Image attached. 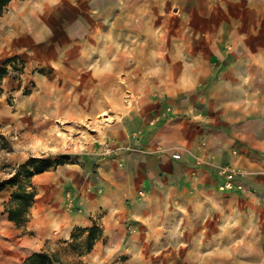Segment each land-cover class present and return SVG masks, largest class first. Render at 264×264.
<instances>
[{
	"label": "rangeland",
	"instance_id": "374dc122",
	"mask_svg": "<svg viewBox=\"0 0 264 264\" xmlns=\"http://www.w3.org/2000/svg\"><path fill=\"white\" fill-rule=\"evenodd\" d=\"M256 11L255 0H123L112 16L116 19L105 23L106 31L115 35L116 46L114 55L107 58L104 54L107 59L100 62L106 69L101 67L103 70L99 72L104 74L103 78L90 69L77 77L65 70H57L54 75L53 69L39 68L36 62L34 70L26 71L31 62L20 57L19 70L13 75L18 87L8 93L4 104L8 112L3 116L9 118L0 122V183L20 171L22 175L15 189L35 194V205L32 210L26 209L25 214L34 212V220L29 230L15 234L0 219V231L8 232L0 233V258H4L5 252H13L17 243L25 248V243L35 241L39 247L50 250L72 240L73 236L68 238L67 232L58 238L59 242L47 238L50 230L65 231L64 221L70 220V213L79 212L75 207L78 198L69 206L68 195L73 199L76 196L67 181L73 176L80 178L81 183L87 179L90 193L102 195L101 180L112 177V166L98 164L91 172L92 164L86 165L84 160L93 156L112 161L132 148L130 144L134 145L144 130L133 118L135 113L152 115L153 122L165 112L161 113V108L173 99L194 102L206 109L204 115H213L218 120L245 118L260 112L264 108V60L251 54L245 56L247 49L256 53V45L264 40L260 29L263 22ZM107 61L116 65L114 72L107 69ZM16 112L17 116L12 115ZM102 112L112 122L107 126L94 123L99 125L96 128L93 122H98ZM56 137L67 141L62 143ZM33 167H38L39 172L29 177ZM86 171L91 173L88 175ZM189 199L190 223L178 222L181 207L175 205L168 207V214L173 215L169 216L172 221L168 225L178 229L180 224L185 230V226H191L194 237L184 239V244L198 248L194 251L200 255L193 254L196 261L198 257L199 261L203 258L207 261L213 255L209 261L215 264H264V211L260 207L249 206L247 218H240L237 206L230 223L225 221L229 210L218 198L204 197L202 206L194 196ZM211 201H216L217 222L207 221L213 207ZM12 205L16 207L13 202ZM211 231L212 237L207 238ZM168 240V246L182 244L181 238ZM84 244L88 246L90 242ZM210 245L215 248L231 245L238 251L208 253L206 248ZM127 259L122 255L117 262L123 264Z\"/></svg>",
	"mask_w": 264,
	"mask_h": 264
},
{
	"label": "crops",
	"instance_id": "0c3cea01",
	"mask_svg": "<svg viewBox=\"0 0 264 264\" xmlns=\"http://www.w3.org/2000/svg\"><path fill=\"white\" fill-rule=\"evenodd\" d=\"M42 1L12 0L0 16V67L16 56L27 57L31 64L28 62L26 71L34 70L33 63L36 62L39 68L53 69L54 75L57 70H65L75 73L74 76L77 77L89 69L91 72L96 67L100 69V62L106 59L104 54L107 53V58L114 55L115 35L106 31L105 23L116 19L112 16L117 13L123 0H45L41 3ZM255 5L263 22L260 29L264 39V0H255ZM20 10L23 11L22 14L26 12L24 17ZM20 24L24 25L19 27ZM104 44H107L106 47ZM256 48V53L247 49L245 56L253 54L252 56L264 60V40L262 43L258 42ZM84 50L86 53H83ZM89 62L95 65L90 66ZM7 68L8 73L0 80L1 123L9 118L3 116L8 112L4 107L7 95L18 87L14 80L16 77H13L16 71L9 64ZM115 68L116 65L112 63L107 67L111 72ZM101 70L97 73L102 72ZM97 76L103 78L104 74L99 73ZM194 100L200 102L201 99ZM204 110L206 109L201 106H195L194 102L189 104L186 100L173 99L161 108V113L165 112L158 124L155 123L156 120L151 121L152 115L135 113L133 118L144 130L140 132L135 144H130L132 148L112 161H103L93 156L84 160L86 165L92 164L91 172L98 164L112 166V177H103L106 180H101L103 194L99 196L90 193L87 179L81 183L80 178L74 179L73 176L67 181L75 192L73 200L78 198L77 203L73 201V204L79 208V212L70 213V220L64 221L65 231L54 233L50 230L47 238L59 242L58 238L64 237V232H67L68 238L73 236L72 240L50 250L39 247L35 241L25 243V248L17 243L13 252L3 254L0 264H16L20 257L22 259L17 264H25L36 253L48 254L55 259V264H120L117 261L122 255L128 258L123 264H215L209 261L213 255L207 261L205 258L201 261L199 257L198 261L193 258L198 248L185 245L184 239L193 238L195 233L190 232L191 226H185L186 230L180 224L178 229L169 228L168 222L172 221L169 216L173 215L168 214V207H181L177 216L181 224L191 221L188 212L191 196L198 199L199 206L203 205L201 201L204 197L218 198L217 201L223 202L224 208L229 210L225 221L230 223L237 206L242 214L240 218H247L249 206H258L260 211H264V108L245 118L227 120H218L206 113L204 115ZM190 114L194 116L191 117ZM12 115L17 116L18 112ZM120 161L122 164H119ZM119 165L122 167H118ZM224 170L235 172L233 189H220L227 182ZM86 172L88 175L91 173ZM108 180L111 182H106ZM1 185L2 182L0 189ZM14 190L16 189L10 186L0 190V219L8 223L16 234L22 233L24 229L29 230L34 212L33 215H25L23 211L24 215L13 218L11 209ZM215 203L216 201H211L213 207L208 222L219 220L215 216ZM72 205L69 203V206ZM201 220L203 219H199ZM0 233L8 234L7 229ZM198 234L199 237L202 236V231ZM212 235L211 231L207 238ZM176 237L181 238L182 244L168 246V239ZM77 238L79 239L75 243L74 239ZM87 240L90 242L88 246L84 244ZM5 245L10 246L8 243ZM210 246L206 249L213 254L238 251L233 250L231 245L218 248ZM170 248L171 251L168 252ZM197 254L200 255V252ZM171 258L173 262L170 261Z\"/></svg>",
	"mask_w": 264,
	"mask_h": 264
},
{
	"label": "trees",
	"instance_id": "16d2710c",
	"mask_svg": "<svg viewBox=\"0 0 264 264\" xmlns=\"http://www.w3.org/2000/svg\"><path fill=\"white\" fill-rule=\"evenodd\" d=\"M12 0H0V16H2L7 8V6L9 5V3ZM22 61V59L18 56L7 60L4 63L3 67H0V80L8 73L7 71V65H11L12 69L14 71H18L19 67H20V62ZM46 162V161H45ZM49 166L51 165V162L47 161L46 162ZM38 171V167L33 170L29 171L28 175L30 177V174H37ZM21 173L20 171L15 173V175L13 177H11L10 179H8L7 181H5L3 183V185H1V189H3L5 186H10L12 188H15V186H17V183L19 181V178L21 177ZM0 189V190H1ZM13 197V203L16 204V207H13V209H11V213L13 214V218L16 215H24L23 211L26 213V209L29 210L30 207L34 204V199H35V194L29 191H22V190H18L16 189L15 192L12 194ZM55 259H52L48 254L45 253H36L33 256H31L30 258H28V260L26 261L25 264H55Z\"/></svg>",
	"mask_w": 264,
	"mask_h": 264
},
{
	"label": "bare ground",
	"instance_id": "6f19581e",
	"mask_svg": "<svg viewBox=\"0 0 264 264\" xmlns=\"http://www.w3.org/2000/svg\"><path fill=\"white\" fill-rule=\"evenodd\" d=\"M29 1H30V0H29ZM43 1H45V0H43ZM43 1H42L41 3H43ZM56 1H57V0H56ZM34 2H35V1H34ZM59 3H60V2H59ZM37 4H38V2H37ZM29 5H30V4H29ZM38 5H40V4H38ZM40 6H41V5H40ZM53 6H54V5H53ZM29 7H30V6H28V8H29ZM41 7H42V6H41ZM33 8H34V7L32 6L31 9H33ZM24 9H25V8H24ZM21 10H23V8H22ZM21 10H20V11H21ZM24 11H25V10H24ZM22 12H23V11H21V14H22ZM19 13H20V12H19ZM25 13H26V12H24L23 14L25 15ZM42 13H43V11H42ZM16 14H18V11H17ZM23 14H22V16H23ZM153 15H155V14H153ZM22 16H21V17H22ZM16 17H17V15H16ZM21 17H19V18L21 19ZM23 17H24V16H23ZM23 17H22V18H23ZM17 18H18V17H17ZM96 18H97V17H96ZM155 18H156V17H155ZM15 20H16V19H15ZM17 20H18V19H17ZM149 20H150V19H149ZM150 21H151V20H150ZM152 21H153V20H152ZM14 22H15V21H14ZM27 23H28V22H27ZM147 23H148V22H147ZM28 24H29V23H28ZM20 25H21V26H19V27H22L24 24H20ZM25 25H26V24H25ZM150 26H151V25H150ZM23 28H24V27H23ZM23 28H20V29L22 30ZM120 29H121V28H120ZM16 30H17V29H16ZM23 30H24V29H23ZM15 32H16V31H15ZM17 33H18V32H17ZM87 33H88V32H87ZM98 34H99V33H98ZM98 34H97V35H98ZM115 34H116V33H115ZM101 35H102V34H101ZM109 36L112 37V35H109ZM118 36H119V35H118ZM14 37H15V36H14ZM98 37H99V36H98ZM98 37H97V38H98ZM106 37H107V36H106ZM117 39H118V37H117ZM119 39H120V38H119ZM4 40H5V39H4ZM96 40H97V39H96ZM110 40L112 41V39H110ZM113 40H115V39H113ZM100 42H101V41H100ZM91 45H92V44H91ZM97 45H98V44H97ZM104 45H105V44H104ZM106 45H107V44H106ZM106 45H105V47H106ZM16 46H17V45H16ZM66 46H67V45H66ZM98 46H100V45H98ZM98 46H97V47H98ZM118 46H119V45H118ZM75 47H76V46H75ZM80 47H81V46H80ZM61 48L63 49L62 46H61ZM66 48H67V47H66ZM70 48H71V47H70ZM85 48H86V47H85ZM99 48H100V47H99ZM102 48H104V47H102ZM73 49L75 50V48H73ZM77 49H78V48H77ZM77 49H76V50H77ZM92 49L94 50V48H92ZM118 49H119V48H118ZM69 50L71 51V49H69ZM85 50H86V49H85ZM85 50H84L83 53H86ZM89 50H90V49H89ZM99 50H101V48H100ZM123 50H124V49H123ZM60 51H61V49H60ZM64 51H65V49H64ZM95 51H96V50H95ZM62 52H63V50H62ZM99 52H100V51H99ZM263 53H264V52H263ZM58 54H59V53H58ZM78 54H79V53H78ZM89 54H90V53H89ZM106 54H107V53H106ZM126 54H127V53H126ZM130 54H131V53H130ZM92 55H93V54H92ZM252 55H253V54H252ZM263 55H264V54H263ZM56 57H57V56H56ZM60 57L62 58V56H60ZM98 57H100V56H98ZM253 57H254V56H253ZM84 58H85V57H84ZM96 58H97V57H96ZM96 58H95V59H96ZM106 59H107V58H106ZM254 59H255V58H254ZM86 60H87V59H86ZM93 60H94V59H93ZM255 60H256V59H255ZM96 61H97V59H96ZM255 62H256V61H255ZM107 63H108V61H107ZM107 63H106V64H107ZM85 64H86V63H85ZM106 64H105V65H106ZM86 65H87V64H86ZM94 65H95V64H94ZM96 65H97V64H96ZM102 65H104V64H102ZM107 65L109 66V65H111V64L108 63ZM130 65H131V64H130ZM90 66H91V65H90ZM97 66H99V63H98ZM83 67H85V66H83ZM95 67H96V66H95ZM95 67L92 66V68H95ZM78 68H79V67H78ZM102 68H103V67H102ZM75 69H76V68H75ZM100 69H101V68H100ZM100 69H99V67H98V68L96 67V69H95V71H94L93 74H96V71H98V70L100 71ZM103 69H105V68H103ZM103 69H102V70H103ZM86 70H87V69H86ZM102 70H101V71H102ZM105 70H106V69H105ZM105 70H104V71H105ZM82 71H83V70H82ZM92 71H93V70H92ZM104 71H103V72H104ZM91 74H92V73H91ZM119 74H120V73H119ZM80 75H82V74H80ZM78 76H79V75H78ZM79 79H80V78H79ZM94 81H95V80H94ZM124 81H125V80H124ZM122 82H123V81H122ZM80 84H81V83H80ZM242 85H243V84H242ZM118 88H119V87H118ZM112 90H114V89L111 88V91H112ZM113 93H115V92H113ZM110 94H112V93L110 92ZM115 94H116V93H115ZM119 94H120V92H119ZM116 95H117V94H116ZM112 97H113V96H112ZM109 98H110V97H109ZM87 99H88V98H87ZM108 100H111V99H108V98H107V101H108ZM113 101H115V100H113ZM119 101H120V100H119ZM82 102H83V101H82ZM76 103H77V102H76ZM110 103L112 104L111 101H110ZM113 103H114V102H113ZM108 104H109V103H108ZM66 105H67V104H66ZM79 106H80V105H79ZM80 107H81V106H80ZM73 108H74V107H73ZM81 109H82V108H81ZM83 110H84V109H83ZM85 111H86V110H85ZM88 113H89V112H88ZM91 114H92V113H91ZM98 119H99V120H98ZM98 119H97L98 122H93V124L95 123V124H99V125L107 126V125H109V124L112 122L111 118H109L105 112H102V113L99 115V118H98ZM93 121H94V120H93ZM95 124H94L93 126H95L96 128H98L99 125L96 126ZM90 126H92V124H91ZM93 128H94V127H93ZM93 128H92V129H93ZM94 129H95V128H94ZM94 129H93V130H94ZM51 133H52V132H51ZM52 135H53V134H51L50 136H52ZM50 136H49V137H50ZM55 136H56V135H55ZM51 138H52V137H51ZM55 139H60V138H57V137H56ZM62 140L67 141V139L64 138V137H63V139H62V138L60 139V141H62ZM69 141H70V140H68V142H69ZM62 143H63V141H62ZM68 144H69V143H68ZM168 262H169V261H168ZM190 264H191V263H190Z\"/></svg>",
	"mask_w": 264,
	"mask_h": 264
},
{
	"label": "built area",
	"instance_id": "2783aa9c",
	"mask_svg": "<svg viewBox=\"0 0 264 264\" xmlns=\"http://www.w3.org/2000/svg\"><path fill=\"white\" fill-rule=\"evenodd\" d=\"M170 111V109H169ZM161 118V115L158 116V118L156 119V121H159ZM223 174L226 175L227 177V182L220 187L221 190H229V189H233L234 188V183H233V179L235 177V172L234 171H229V170H224ZM69 198V203H71V205L73 204V198L72 196L69 194L68 195Z\"/></svg>",
	"mask_w": 264,
	"mask_h": 264
},
{
	"label": "clouds",
	"instance_id": "9594fccd",
	"mask_svg": "<svg viewBox=\"0 0 264 264\" xmlns=\"http://www.w3.org/2000/svg\"><path fill=\"white\" fill-rule=\"evenodd\" d=\"M49 151H53V149H48ZM55 151H59V149H55ZM7 179V178H6ZM219 254V253H217Z\"/></svg>",
	"mask_w": 264,
	"mask_h": 264
}]
</instances>
